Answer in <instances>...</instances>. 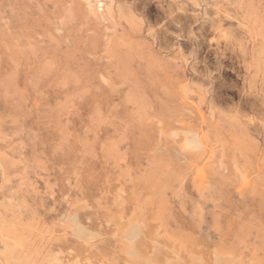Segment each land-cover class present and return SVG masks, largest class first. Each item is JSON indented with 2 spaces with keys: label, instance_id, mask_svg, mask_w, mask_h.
<instances>
[{
  "label": "rangeland",
  "instance_id": "374dc122",
  "mask_svg": "<svg viewBox=\"0 0 264 264\" xmlns=\"http://www.w3.org/2000/svg\"><path fill=\"white\" fill-rule=\"evenodd\" d=\"M264 264V0H0V264Z\"/></svg>",
  "mask_w": 264,
  "mask_h": 264
},
{
  "label": "bare ground",
  "instance_id": "6f19581e",
  "mask_svg": "<svg viewBox=\"0 0 264 264\" xmlns=\"http://www.w3.org/2000/svg\"><path fill=\"white\" fill-rule=\"evenodd\" d=\"M49 264H51V263H49Z\"/></svg>",
  "mask_w": 264,
  "mask_h": 264
}]
</instances>
